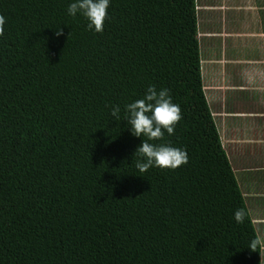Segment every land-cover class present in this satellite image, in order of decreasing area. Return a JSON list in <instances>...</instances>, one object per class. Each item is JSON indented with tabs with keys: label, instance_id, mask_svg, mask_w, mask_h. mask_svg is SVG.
<instances>
[{
	"label": "trees",
	"instance_id": "16d2710c",
	"mask_svg": "<svg viewBox=\"0 0 264 264\" xmlns=\"http://www.w3.org/2000/svg\"><path fill=\"white\" fill-rule=\"evenodd\" d=\"M72 2L0 0V264H261L204 93L195 0H109L102 32ZM149 85L182 116L149 142L188 159L141 173L147 138L123 119Z\"/></svg>",
	"mask_w": 264,
	"mask_h": 264
},
{
	"label": "crops",
	"instance_id": "0c3cea01",
	"mask_svg": "<svg viewBox=\"0 0 264 264\" xmlns=\"http://www.w3.org/2000/svg\"><path fill=\"white\" fill-rule=\"evenodd\" d=\"M195 3L204 93L257 237L264 241V0ZM205 52L209 82L217 83L209 88ZM260 247L264 264V244Z\"/></svg>",
	"mask_w": 264,
	"mask_h": 264
},
{
	"label": "clouds",
	"instance_id": "9594fccd",
	"mask_svg": "<svg viewBox=\"0 0 264 264\" xmlns=\"http://www.w3.org/2000/svg\"><path fill=\"white\" fill-rule=\"evenodd\" d=\"M109 0H74L68 6L69 15L75 16L80 13L88 21L87 28L96 32H102L104 21L107 18ZM5 17L0 15V35H3ZM54 34L60 36L63 30L59 27ZM120 107L113 105L110 115L120 121ZM180 106L172 102L169 89H156L155 85H149L144 96L125 105L124 121L130 126L131 134L136 137H146L141 140L140 145L135 149L137 159L136 169L144 173L150 167L176 169L187 163V152L185 149L171 146L167 143L154 144L149 141L163 140L165 130L169 135L174 134L176 124L181 120ZM246 216L244 209H238L234 213L237 223H243ZM264 241L254 239L248 248L257 251L258 246Z\"/></svg>",
	"mask_w": 264,
	"mask_h": 264
},
{
	"label": "rangeland",
	"instance_id": "374dc122",
	"mask_svg": "<svg viewBox=\"0 0 264 264\" xmlns=\"http://www.w3.org/2000/svg\"><path fill=\"white\" fill-rule=\"evenodd\" d=\"M202 60H203V66H204V68H203V77H204V80H205V87L206 88H209L210 86L214 87V86L217 85V83L209 82V72H210V70H209V62H210V59H209V56H208V52H205V54H203ZM219 127H220L219 130L222 129L220 125H219Z\"/></svg>",
	"mask_w": 264,
	"mask_h": 264
}]
</instances>
